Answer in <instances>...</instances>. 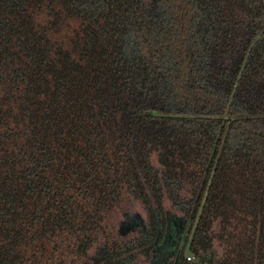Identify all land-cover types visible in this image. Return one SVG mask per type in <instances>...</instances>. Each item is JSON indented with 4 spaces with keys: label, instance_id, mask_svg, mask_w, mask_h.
<instances>
[{
    "label": "trees",
    "instance_id": "1",
    "mask_svg": "<svg viewBox=\"0 0 264 264\" xmlns=\"http://www.w3.org/2000/svg\"><path fill=\"white\" fill-rule=\"evenodd\" d=\"M211 173L200 223L264 264V0H0V264H94Z\"/></svg>",
    "mask_w": 264,
    "mask_h": 264
},
{
    "label": "flooded vegetation",
    "instance_id": "2",
    "mask_svg": "<svg viewBox=\"0 0 264 264\" xmlns=\"http://www.w3.org/2000/svg\"><path fill=\"white\" fill-rule=\"evenodd\" d=\"M212 176L211 173L208 182L211 179L212 183ZM207 184L195 214L191 210L196 205L197 194L173 201L165 198L162 187H157L156 195H151L143 186V205L136 202L132 205L133 210L122 214L113 244L98 247L92 257L93 263L230 264L226 261L227 251L221 241L204 229L209 226L200 223L211 184L197 218ZM222 250L226 251L225 259Z\"/></svg>",
    "mask_w": 264,
    "mask_h": 264
},
{
    "label": "water",
    "instance_id": "3",
    "mask_svg": "<svg viewBox=\"0 0 264 264\" xmlns=\"http://www.w3.org/2000/svg\"><path fill=\"white\" fill-rule=\"evenodd\" d=\"M260 39V35H258L255 40L253 41V43L251 44V46L249 47V51L248 53L251 51L253 45L255 44L256 41H258ZM248 53L245 57V60H244V63H243V66L242 68L244 67L245 63H246V60H247V57H248ZM239 79V77H238ZM237 85V83L235 84V86ZM231 101V100H230ZM151 116L153 117H156V118H180L181 116H178V115H167V114H160V113H152ZM211 184V179L209 180L208 184H207V188H206V191L204 193V196H203V199H202V202H201V206L199 208V211L197 213V218H199L200 214H201V211H202V208H203V205H204V201L206 199V196H207V192L209 190V186Z\"/></svg>",
    "mask_w": 264,
    "mask_h": 264
}]
</instances>
